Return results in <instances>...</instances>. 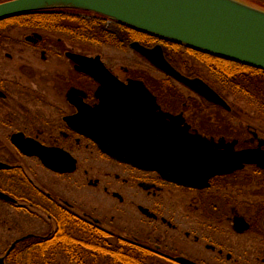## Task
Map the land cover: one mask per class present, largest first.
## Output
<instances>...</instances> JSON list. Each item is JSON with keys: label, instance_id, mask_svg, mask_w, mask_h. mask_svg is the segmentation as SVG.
<instances>
[{"label": "flooded vegetation", "instance_id": "af4514ba", "mask_svg": "<svg viewBox=\"0 0 264 264\" xmlns=\"http://www.w3.org/2000/svg\"><path fill=\"white\" fill-rule=\"evenodd\" d=\"M242 1L264 9V0ZM73 13L96 17L83 11ZM130 32L137 37L130 48L158 73L161 71L132 44L150 50L161 47L171 65L168 55L176 50L191 53L170 41ZM49 37L31 33L21 39L13 33L0 34V71L6 67L5 60L18 59L20 77L32 73L36 67L21 46L39 51L41 60L53 70L44 74L35 91L16 80L0 78V108H5L0 115V192L12 199L0 198V203L13 210L9 230L19 231L32 218L45 228L15 239L1 257L4 264L28 239L53 235L64 213L147 248L156 264H264V113L256 118L251 112L234 111L217 86L206 79L204 83L226 107L182 83L190 96L176 99L169 93L174 89L169 87L171 83L146 80L138 68L122 67L121 78L101 55L64 50L59 47L61 39L55 45ZM69 54L90 60L82 66ZM240 66L237 68L246 80L236 83L239 89L232 93L251 94V69ZM101 67L116 80L106 84L96 80L90 71ZM121 86L127 88L130 105L118 104L125 94ZM7 87L17 95L10 105ZM161 127L184 139L197 153L229 158L222 163L231 167L210 177H206L207 171L203 175H195L196 171L181 174L170 162L161 160V149L169 148L161 144ZM16 135L30 141L31 149L41 148L42 156L26 155L15 144ZM115 151L131 152L139 159L129 161L127 156L112 155ZM239 154L250 160H235ZM181 179L185 183L178 181ZM96 199L115 201L119 209L98 208ZM21 216L23 220L16 218ZM138 218L156 228L142 230ZM134 222L138 226L132 227Z\"/></svg>", "mask_w": 264, "mask_h": 264}, {"label": "water", "instance_id": "95a60500", "mask_svg": "<svg viewBox=\"0 0 264 264\" xmlns=\"http://www.w3.org/2000/svg\"><path fill=\"white\" fill-rule=\"evenodd\" d=\"M55 9L91 12L193 51L264 71V11L238 0H11L0 4V20L20 14ZM131 47L166 75L210 101L227 106V103L203 80L188 78L177 71L165 59L161 47L150 50L138 43L132 44ZM69 56L82 66H86V62L90 60L73 54ZM90 73L103 84H106L107 80H116L102 67L95 68V71ZM121 89L125 94L123 101H119L118 104L130 105L127 88L123 89L121 86ZM125 112L127 111L121 110V113ZM160 119L162 121V118ZM122 136L125 137L126 134L122 133ZM160 136L162 146H169L167 149H161V160L170 162L174 169L185 176L193 171H196L195 175H203V172L207 171L206 177H210L225 173L228 167H231L222 163L229 161V158L223 155L205 154V152L197 153L187 146L184 139L179 140L172 131L162 130L161 127ZM18 138L19 136H14V142L26 155L42 156L41 148L34 145V149H31L30 141ZM179 145L186 146L183 149L178 147ZM111 154L118 157L127 156V159L133 162L139 159L131 152L115 151ZM130 156L133 158L131 159ZM235 160L248 161L250 158L239 154ZM251 160L259 161L260 158H251ZM2 166L0 164V167ZM49 167L60 171L54 165L49 164ZM178 181L185 183L183 179ZM0 198L12 201L9 196L1 192ZM0 264H4V259L0 260Z\"/></svg>", "mask_w": 264, "mask_h": 264}, {"label": "trees", "instance_id": "16d2710c", "mask_svg": "<svg viewBox=\"0 0 264 264\" xmlns=\"http://www.w3.org/2000/svg\"><path fill=\"white\" fill-rule=\"evenodd\" d=\"M74 11L78 10H71L70 12L45 10L12 16L0 20V27H3L0 34H4L6 27L15 23V20H23L22 25H39L42 29L52 31L62 30L61 24L65 22L74 24L75 27L69 30L70 35L73 33L81 39L88 38L95 43H106L121 49H125L128 40L131 41L135 38L130 32L133 29L127 26L113 23L111 28L106 25L105 17L96 15L89 20L81 19L82 17H77L73 13ZM68 13L72 18L65 16ZM6 24L8 26H5ZM121 39L125 41L120 42ZM190 51L203 62L205 67L216 76L222 77L231 87L246 80L241 77L243 73L237 68H240L241 64L221 60L193 50ZM168 56L173 67L181 70L175 62L176 59H171L170 55ZM250 69L251 100L259 104L260 111L264 112V71L255 68ZM187 73V76L192 78L197 76L191 71ZM237 89L239 88L237 87ZM61 217L58 218V227L53 235L46 239H28L7 257L6 263L53 264L55 255L59 253L68 256L71 262L77 264H155L153 256L147 248L124 239L115 241L112 233L74 214L64 213Z\"/></svg>", "mask_w": 264, "mask_h": 264}, {"label": "rangeland", "instance_id": "374dc122", "mask_svg": "<svg viewBox=\"0 0 264 264\" xmlns=\"http://www.w3.org/2000/svg\"><path fill=\"white\" fill-rule=\"evenodd\" d=\"M7 1L9 0H1L0 4L7 2ZM238 1L244 4H247L249 6H253L245 1H242V0H238ZM254 7L264 11V9L262 8H259L256 6ZM65 16L68 18H72L69 15V13L66 14ZM81 19L89 20V18H86V17H82ZM23 22H24L23 20H19V21L15 20V23H12L9 25V27H6L7 29L3 33H13L15 35V38H21V39H24L26 36L30 35L31 33H41V34L50 36L49 37L50 44L53 43L55 45H56V42H58L61 39L63 43L59 47L62 46L64 50L73 48L74 50H77V51H85L86 53H90L91 55H101L103 59H105V62H107V65L111 66V68L115 70L114 71L115 74H117L121 78L123 76L122 69H121L122 67L138 68V70L142 71V76L146 80L160 81L161 83L162 82L171 83L169 87H172L174 89H171L169 93L171 94V96L175 97L176 99L190 96L188 91H186V89L184 88V86L178 83L175 79L167 76L165 73H162V72L158 73L149 64H147L145 61H142L140 57L137 56V54L133 52V50L130 48V43L132 42V40L131 41L128 40L125 49H121L118 46L114 47L106 43H95L94 41H90L88 38L81 39L80 37H76L73 33L70 35L69 30L75 27L74 24H69L65 22L61 24L62 30L52 31L48 29L46 30L42 29L40 28L39 25H22ZM106 25L111 28L113 27V25H110L108 23ZM5 26H8V24H6ZM1 29H3V27H0V32H1ZM134 39H137V37L133 38V40ZM124 41H125L124 39L120 40V42H124ZM21 47L27 50L25 54L29 56V58L31 59V64H33L36 68L32 70V73H28L26 78H21L19 75L20 61L18 59H15L13 61L5 60L6 67L0 71V78L16 80L14 82H17L18 85L19 84L26 85L28 89H32V91H35L36 90L35 88H39V82L45 79L44 74L47 71L50 72V70H52V66L48 65L49 67L48 68L46 63L43 60H41L40 52L35 51L34 48H31V46L29 47L21 46ZM167 47H168L167 49H172L171 46H167ZM10 48L11 47H7L6 48L7 51L17 56L18 53H16L14 50H11ZM185 53L186 52H183L179 49V51L176 50L175 52L170 54V57L172 59H176L175 62L180 66L182 70L181 72L183 73V75L187 76L188 75L187 72L191 71L197 74L195 78L206 79L209 82H213L217 86V88L222 92L224 97L227 98L229 102L234 106V111L251 112V114H253L256 118L261 117L260 115H263L262 113L264 112L260 111L259 104L254 103L251 99L247 100L249 98H246V96H244V95L251 96V94L232 93L234 90H236L235 88H237L239 85L231 87L227 81H224L222 79V77L216 76L207 67H205L203 65V62L198 57L194 56L192 53H189V52H187L186 54ZM2 57H4V55ZM187 65L189 67L188 68L189 70L187 69ZM54 68L55 67H53V69ZM190 69H193L195 71H192ZM7 88H8V91L10 92V96H12L10 97L11 99L9 98L10 101L7 102V104L10 105L12 104L11 102L15 100V98L13 97H17V95L15 92H13L12 87H7ZM4 110L5 108L2 109V106H1L0 115H2ZM95 205L98 208L108 209L109 207V208H113V210H115V208L119 209L118 204L115 201L107 202L102 199H96ZM12 211H13L12 208L8 207L7 205L3 203H0V218L2 220V222H0V259L6 253V250L11 246L12 242L15 239L23 235H26L29 232H43V230L45 229L44 227H42L43 226L42 223H40L35 218H32L31 223L28 222V224L25 227L21 226V229L19 231L9 230V226H12L11 220L15 217L14 214H12ZM9 214H12V215H9ZM16 218L23 220V216H21V218L19 217H16ZM140 220L138 218L139 222ZM137 224L138 223L134 222L132 224V227H134ZM139 225L142 226V230H150V229L153 230L154 228H156V225L154 223L146 221V220L141 221ZM117 239H120V237L114 236V240L116 241ZM53 264H77V263L71 262L68 256L57 253L55 255ZM159 264H162V263H159Z\"/></svg>", "mask_w": 264, "mask_h": 264}]
</instances>
